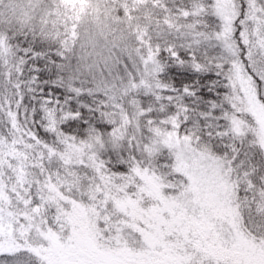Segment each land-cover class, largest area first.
I'll return each instance as SVG.
<instances>
[{
    "label": "snow or ice",
    "instance_id": "obj_1",
    "mask_svg": "<svg viewBox=\"0 0 264 264\" xmlns=\"http://www.w3.org/2000/svg\"><path fill=\"white\" fill-rule=\"evenodd\" d=\"M0 264H264V0H0Z\"/></svg>",
    "mask_w": 264,
    "mask_h": 264
}]
</instances>
